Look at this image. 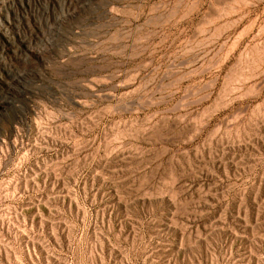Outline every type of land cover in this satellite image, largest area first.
Listing matches in <instances>:
<instances>
[{
  "label": "rangeland",
  "instance_id": "obj_1",
  "mask_svg": "<svg viewBox=\"0 0 264 264\" xmlns=\"http://www.w3.org/2000/svg\"><path fill=\"white\" fill-rule=\"evenodd\" d=\"M0 264H264V0H0Z\"/></svg>",
  "mask_w": 264,
  "mask_h": 264
},
{
  "label": "bare ground",
  "instance_id": "obj_2",
  "mask_svg": "<svg viewBox=\"0 0 264 264\" xmlns=\"http://www.w3.org/2000/svg\"><path fill=\"white\" fill-rule=\"evenodd\" d=\"M3 25V24H2ZM4 30V29H3ZM6 32V31H5ZM7 37V36H6ZM20 80V79H19ZM14 88V87H13Z\"/></svg>",
  "mask_w": 264,
  "mask_h": 264
}]
</instances>
